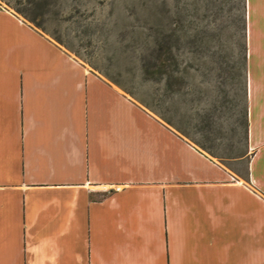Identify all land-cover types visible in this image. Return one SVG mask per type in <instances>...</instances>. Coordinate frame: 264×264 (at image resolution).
Returning a JSON list of instances; mask_svg holds the SVG:
<instances>
[{"label": "crops", "instance_id": "1", "mask_svg": "<svg viewBox=\"0 0 264 264\" xmlns=\"http://www.w3.org/2000/svg\"><path fill=\"white\" fill-rule=\"evenodd\" d=\"M247 73L243 176L0 6V264H264V0Z\"/></svg>", "mask_w": 264, "mask_h": 264}, {"label": "rangeland", "instance_id": "2", "mask_svg": "<svg viewBox=\"0 0 264 264\" xmlns=\"http://www.w3.org/2000/svg\"><path fill=\"white\" fill-rule=\"evenodd\" d=\"M0 6L246 175L248 0H0ZM165 32L172 51L161 75L156 62Z\"/></svg>", "mask_w": 264, "mask_h": 264}, {"label": "trees", "instance_id": "3", "mask_svg": "<svg viewBox=\"0 0 264 264\" xmlns=\"http://www.w3.org/2000/svg\"><path fill=\"white\" fill-rule=\"evenodd\" d=\"M34 20V19H32ZM170 36L169 33L165 32L164 38L161 40L160 42V46H159V54L157 56V62L156 65L159 66L160 69V74L164 75L167 74V67L170 64V53L172 51L171 46L167 45L168 43V37ZM166 121L170 122L169 120L166 119ZM248 125H249V121H248V104H247V114H246V129H247V139H248Z\"/></svg>", "mask_w": 264, "mask_h": 264}]
</instances>
